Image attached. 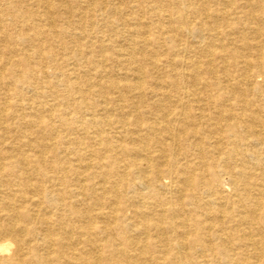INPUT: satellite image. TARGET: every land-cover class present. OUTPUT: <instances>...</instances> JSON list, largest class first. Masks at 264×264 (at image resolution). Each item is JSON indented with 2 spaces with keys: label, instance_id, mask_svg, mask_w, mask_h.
<instances>
[{
  "label": "bare ground",
  "instance_id": "6f19581e",
  "mask_svg": "<svg viewBox=\"0 0 264 264\" xmlns=\"http://www.w3.org/2000/svg\"><path fill=\"white\" fill-rule=\"evenodd\" d=\"M0 264H264V0H0Z\"/></svg>",
  "mask_w": 264,
  "mask_h": 264
},
{
  "label": "rangeland",
  "instance_id": "374dc122",
  "mask_svg": "<svg viewBox=\"0 0 264 264\" xmlns=\"http://www.w3.org/2000/svg\"><path fill=\"white\" fill-rule=\"evenodd\" d=\"M225 181L227 180V178L225 177V179H224Z\"/></svg>",
  "mask_w": 264,
  "mask_h": 264
}]
</instances>
